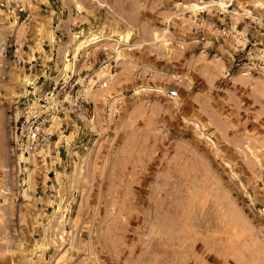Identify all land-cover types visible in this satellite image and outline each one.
Returning a JSON list of instances; mask_svg holds the SVG:
<instances>
[{"label": "rangeland", "instance_id": "1", "mask_svg": "<svg viewBox=\"0 0 264 264\" xmlns=\"http://www.w3.org/2000/svg\"><path fill=\"white\" fill-rule=\"evenodd\" d=\"M41 75L110 87L20 188ZM0 264H264V0H0Z\"/></svg>", "mask_w": 264, "mask_h": 264}, {"label": "built area", "instance_id": "2", "mask_svg": "<svg viewBox=\"0 0 264 264\" xmlns=\"http://www.w3.org/2000/svg\"><path fill=\"white\" fill-rule=\"evenodd\" d=\"M66 56H68L66 63L72 64L73 67L77 58L74 59V55L69 57V54ZM36 58L41 59V56H36L35 60ZM53 61L54 54L50 62ZM41 65V63L36 64L37 67ZM55 66L56 63L53 64V68ZM46 68L50 69L49 66ZM67 72L69 73L70 69ZM44 74L46 75V72ZM52 79L41 75L38 79L28 83L20 103L12 111L10 120L14 127L13 147L19 153L20 159L22 157L29 159V161L20 160V163L24 165L23 169L21 166L18 168L17 182L20 188L22 187L21 176L28 173L25 165L31 164V158L43 165L51 162L52 157L54 158L51 148L53 139L57 136V124L61 123L60 128H62L63 123L70 121L73 116L77 120H82V115L88 111L91 104L88 89L96 91L98 89L107 90L110 87L108 80H95V77L92 80H86L87 77H85L84 83L76 80L74 75H68V77L63 75L58 81ZM66 126L68 129V122ZM56 153L60 154V151ZM51 173L57 175L55 171H49L48 176ZM25 183L24 180L23 184Z\"/></svg>", "mask_w": 264, "mask_h": 264}, {"label": "bare ground", "instance_id": "3", "mask_svg": "<svg viewBox=\"0 0 264 264\" xmlns=\"http://www.w3.org/2000/svg\"><path fill=\"white\" fill-rule=\"evenodd\" d=\"M84 46V43L83 42H81V43H79L78 45H77V48H76V52H79L80 51V49L82 48ZM74 64V63H73ZM91 89H88V92L90 91ZM85 117V116H84ZM83 117V118H84ZM24 160H27V161H29V159H27V158H24V157H22ZM31 161H33V159L31 158L30 159V162ZM30 175V174H29Z\"/></svg>", "mask_w": 264, "mask_h": 264}]
</instances>
